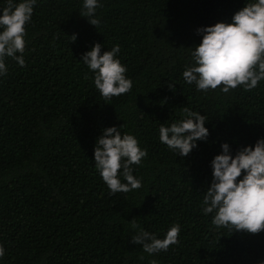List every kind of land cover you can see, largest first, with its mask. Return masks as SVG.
Returning <instances> with one entry per match:
<instances>
[{
    "label": "trees",
    "instance_id": "obj_1",
    "mask_svg": "<svg viewBox=\"0 0 264 264\" xmlns=\"http://www.w3.org/2000/svg\"><path fill=\"white\" fill-rule=\"evenodd\" d=\"M19 2V0H16ZM246 0H101L97 28L82 0H38L26 25L25 65L6 58L0 77V264H260L264 230L216 229L202 212L211 160L264 137V81L223 93L184 82L196 29L230 22ZM7 0H0L6 7ZM77 39L72 41V35ZM100 42L120 45L132 89L105 100L81 61ZM170 83L175 84L170 88ZM206 115L210 135L187 157L159 141L160 123L183 109ZM120 127L147 150L133 174L141 187L110 194L94 167L96 138ZM179 243L149 255L133 224Z\"/></svg>",
    "mask_w": 264,
    "mask_h": 264
},
{
    "label": "clouds",
    "instance_id": "obj_2",
    "mask_svg": "<svg viewBox=\"0 0 264 264\" xmlns=\"http://www.w3.org/2000/svg\"><path fill=\"white\" fill-rule=\"evenodd\" d=\"M38 0H7L0 7V77L7 74L6 58L21 67L25 65L26 25L31 22ZM101 0H82L80 16L96 28L100 24L97 9ZM199 44L189 47L190 60L182 73L186 84H195L197 91L216 90L228 93L238 86L250 91L264 81V0H246L230 22L219 21L196 29ZM72 41L77 39L73 34ZM104 44L94 43L82 53L81 61L93 77L95 88L105 100L129 92L132 80L127 67L118 57L120 45L102 51ZM170 88L175 84L170 83ZM183 117L171 123H160L159 141L179 157H187L200 141H207L210 131L206 115L185 107ZM120 127H105L96 138L94 167L107 185L110 194L130 192L141 187V179L133 174L147 156L136 136L122 133ZM210 162L212 180L204 191L202 212L211 214L216 229L232 232L259 233L264 230V137L255 145L239 148L235 153L228 142ZM136 229L131 242L142 245L149 255L167 251L179 243L181 226L173 224L163 238L143 228ZM5 249L0 246V258ZM153 264H156L153 261ZM260 264H264L261 261Z\"/></svg>",
    "mask_w": 264,
    "mask_h": 264
}]
</instances>
